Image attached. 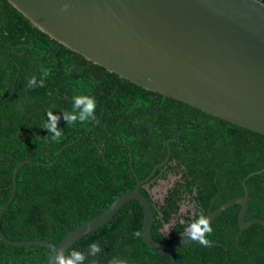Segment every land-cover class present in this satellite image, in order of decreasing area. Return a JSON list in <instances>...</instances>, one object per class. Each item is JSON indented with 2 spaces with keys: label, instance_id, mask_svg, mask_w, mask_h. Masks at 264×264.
<instances>
[{
  "label": "trees",
  "instance_id": "trees-1",
  "mask_svg": "<svg viewBox=\"0 0 264 264\" xmlns=\"http://www.w3.org/2000/svg\"><path fill=\"white\" fill-rule=\"evenodd\" d=\"M42 69L49 70L44 86L29 88L31 77L40 81ZM10 91L8 99L0 100V209L12 193L14 168L22 160L30 162L19 168L14 197L0 221L6 237L58 243L116 196L133 189V171L143 179L168 154L151 179L176 171L186 183L176 181L161 202L141 186L152 199L153 239L183 238L186 224L197 212L206 215L212 198L213 209L242 195L244 179L245 219H264V134L109 72L50 38L7 0H0V95ZM76 95L95 97L98 123L66 125L62 113L72 111ZM48 109L60 116L59 142L43 128ZM184 197L186 205L193 203L194 212L187 209L169 231H161ZM238 209L230 206L210 222V247L191 241L163 253L133 235L142 233L143 209L138 201L128 200L110 220L70 247L85 254L84 264L94 259L107 264L111 257L127 264H264L260 224L241 231L236 242ZM94 242L101 247L96 257L88 255ZM50 256L49 248L13 246L0 239V264H49Z\"/></svg>",
  "mask_w": 264,
  "mask_h": 264
},
{
  "label": "water",
  "instance_id": "water-1",
  "mask_svg": "<svg viewBox=\"0 0 264 264\" xmlns=\"http://www.w3.org/2000/svg\"><path fill=\"white\" fill-rule=\"evenodd\" d=\"M7 1L50 38L109 72L147 90L264 134L263 1ZM64 3L69 7L61 11ZM11 91L6 97L0 95V100L8 99ZM168 157L169 154L164 161ZM28 162L29 159L20 161L13 170L12 193L0 209V221L14 197L17 172ZM163 162L156 164L143 179L133 171L136 178L133 189L116 196L100 213L82 221L58 243L44 239L13 240L1 229L0 239L13 246L49 248L53 253L52 264H55L57 249L67 250L79 238L110 220L126 201L136 200L143 209L141 229L147 246L166 253L194 241L191 237H183L173 242H159L151 235L155 220L152 199L140 188L144 184L149 190L150 179ZM173 179L169 178L164 193ZM166 181L162 179L159 183ZM242 186V195L226 200L205 215L211 222L230 206L239 205L236 242L240 232L254 223L264 229V219H245L248 202L245 179Z\"/></svg>",
  "mask_w": 264,
  "mask_h": 264
},
{
  "label": "clouds",
  "instance_id": "clouds-1",
  "mask_svg": "<svg viewBox=\"0 0 264 264\" xmlns=\"http://www.w3.org/2000/svg\"><path fill=\"white\" fill-rule=\"evenodd\" d=\"M69 7L68 3H64L61 7V11H66ZM42 78L37 82L35 76L31 77L27 86L33 88L39 83L40 87L44 86V78L49 75L48 69H42ZM96 100L95 97L88 95H76L73 97L72 111L63 112V119L66 125H73L76 122L85 123L93 122L98 123L95 116ZM60 116L54 114L51 109L47 110V122L43 128L51 134L50 139L54 142H59L63 135L62 129L58 126ZM212 227L208 218L202 213L197 212L193 215L190 221L186 224L185 230L181 233V237H191L192 240L198 241L202 246L210 247L211 242L206 238L207 235L212 233ZM133 235L137 238L142 236V233L137 231ZM101 252V247L98 243H92L89 246L88 255L96 257ZM55 264H84L86 256L82 251L76 250L72 247H68L67 250L57 249L55 252ZM53 253L50 256L49 264H52ZM91 264H96L95 259ZM107 264H127L125 259L116 260L114 257L108 259Z\"/></svg>",
  "mask_w": 264,
  "mask_h": 264
},
{
  "label": "flooded vegetation",
  "instance_id": "flooded-vegetation-1",
  "mask_svg": "<svg viewBox=\"0 0 264 264\" xmlns=\"http://www.w3.org/2000/svg\"><path fill=\"white\" fill-rule=\"evenodd\" d=\"M261 1H263L264 2V0H261ZM181 175H182V173L180 172V173H177L176 171L175 172H170V171H168L167 173H166V176L165 177H163V176H159L158 178H157V180L155 181V182H153V179H150V182H151V184L149 185V193L151 194V197L152 198H154V200H156V201H163V198H164V196L166 195V192H167V190H168V188H170V187H172V186H176V185H174V183L176 182V181H178V182H182V183H186V179H180L181 178ZM174 178L173 179V182L171 183V185L170 186H168L167 187V189H166V192L164 193V196H162V197H155V188H156V186L159 184V181H161L162 179H167V178ZM159 180V181H158ZM152 182H153V184H152ZM144 185V184H143ZM142 185V186H143ZM144 187H145V185H144ZM146 188V187H145ZM212 200H214V198H212L211 200H210V205L208 206V211H210V210H213V209H215V208H213L212 209V204L214 203V201H212ZM188 200L186 199V197H184V199H181L180 201H178V203H179V206L177 207L178 209H177V211H175V212H171V215H170V223L168 222L167 224H164V226L161 228V231H163V232H166V231H169V228H171L172 227V223L174 222V220L179 216V215H183V214H186L187 213V209H190L192 212H194V205H193V203H190V204H187L186 205V202H187ZM212 201V202H211ZM198 206V205H197ZM207 214V213H206ZM164 237H165V239H170V235L168 236V235H164ZM171 242V241H170Z\"/></svg>",
  "mask_w": 264,
  "mask_h": 264
},
{
  "label": "rangeland",
  "instance_id": "rangeland-1",
  "mask_svg": "<svg viewBox=\"0 0 264 264\" xmlns=\"http://www.w3.org/2000/svg\"><path fill=\"white\" fill-rule=\"evenodd\" d=\"M167 181L166 182H160L156 188H155V197H161L163 194H164V188L166 187L168 181H169V178L166 179Z\"/></svg>",
  "mask_w": 264,
  "mask_h": 264
}]
</instances>
